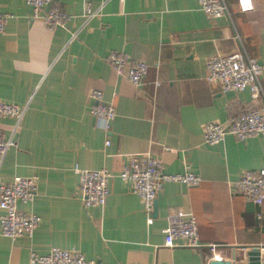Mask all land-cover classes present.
<instances>
[{
	"label": "crops",
	"instance_id": "0c3cea01",
	"mask_svg": "<svg viewBox=\"0 0 264 264\" xmlns=\"http://www.w3.org/2000/svg\"><path fill=\"white\" fill-rule=\"evenodd\" d=\"M252 2L243 11L239 0H227L230 15L210 19L199 0H52L71 18L68 29L49 30L26 0H0L12 15L0 35V100L27 106L0 180L37 177L36 201L19 209L42 219L31 239L0 235V264H31L33 254L52 248L77 249L93 264H207L206 249L164 246L174 211L196 218L202 244L235 248L230 261L237 251L264 247V205L234 191L245 171L264 169V134L211 145L203 131L207 122L227 123L264 105L249 88L224 92L206 80L215 55L245 49L264 64V0ZM113 52L147 62L146 83L136 87L118 75L108 61ZM93 90L116 108L109 133L91 113ZM14 125L0 119L4 138ZM149 152L165 174L189 166L202 178L193 187L165 184L152 224L131 183L119 178L126 156ZM77 167L112 175L105 207H84Z\"/></svg>",
	"mask_w": 264,
	"mask_h": 264
},
{
	"label": "built area",
	"instance_id": "2783aa9c",
	"mask_svg": "<svg viewBox=\"0 0 264 264\" xmlns=\"http://www.w3.org/2000/svg\"><path fill=\"white\" fill-rule=\"evenodd\" d=\"M33 8L35 18L43 20L49 30L56 28L68 29L70 15L58 7H52V0H26ZM243 11L253 9L252 0H239ZM200 9L210 18L217 19L230 15L227 0H199ZM96 11H92L90 4L86 5V17H91ZM11 14L0 10V35L6 30ZM108 61L115 72L127 77L136 87L146 83L149 65L145 61H132L122 52H113L108 56ZM264 74V64L256 57L247 53L245 49L236 50L227 54H219L211 57L207 62L206 80L210 84L218 85L222 91L241 92L249 88L251 98L259 101L264 97V88L261 76ZM161 81H155L158 88ZM95 104L91 107V113L98 119L100 127L109 133L112 121L116 117V108L113 103L103 100V92L93 90L91 92ZM27 106L0 100V119L12 117L15 125L9 138H4L0 126V168L10 151L16 144V134L25 116ZM204 141L208 144L223 143L227 135H233L241 141L264 134V105L255 107L243 114L232 115L227 123L210 121L205 123ZM111 143L110 139L106 145ZM79 176L78 192L85 208L106 206L110 195V180L112 175L106 170H87L76 168ZM124 182L132 185L133 193L142 201L144 213L148 224H152L153 212L158 193L167 183H180L188 187L199 186L202 178L186 168L183 174H165L164 163L149 153H139L126 156V165L119 175ZM236 192L240 193L247 203L258 207L264 205V169L245 171L240 180L235 184ZM38 196L37 177H16L11 183H3L0 180V235L11 241L20 238H33L42 219L33 211H22L19 204H34ZM164 246L168 249L190 248L194 250L206 249L207 264L214 261L228 262V257L233 256L235 248L222 244H202L199 240L197 220L192 214H184L174 211L170 214L168 227L164 231ZM264 253V247H259ZM244 250L245 249H241ZM232 260V259H231ZM247 261L243 259L234 261L241 264ZM31 264H93L84 254L77 249L52 248L49 254L40 256L33 254Z\"/></svg>",
	"mask_w": 264,
	"mask_h": 264
},
{
	"label": "water",
	"instance_id": "95a60500",
	"mask_svg": "<svg viewBox=\"0 0 264 264\" xmlns=\"http://www.w3.org/2000/svg\"><path fill=\"white\" fill-rule=\"evenodd\" d=\"M155 206H156V202H155ZM245 258L247 259L246 264H262V261L264 260V253L261 252L259 246H254L246 254H244L243 252L237 251L233 257V260L240 261ZM210 264H234V262L214 261Z\"/></svg>",
	"mask_w": 264,
	"mask_h": 264
}]
</instances>
